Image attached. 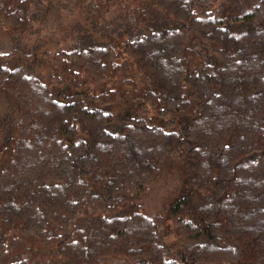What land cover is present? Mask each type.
I'll use <instances>...</instances> for the list:
<instances>
[{
  "label": "trees",
  "instance_id": "obj_1",
  "mask_svg": "<svg viewBox=\"0 0 264 264\" xmlns=\"http://www.w3.org/2000/svg\"><path fill=\"white\" fill-rule=\"evenodd\" d=\"M59 2L0 0V264H264V0Z\"/></svg>",
  "mask_w": 264,
  "mask_h": 264
},
{
  "label": "rangeland",
  "instance_id": "obj_2",
  "mask_svg": "<svg viewBox=\"0 0 264 264\" xmlns=\"http://www.w3.org/2000/svg\"><path fill=\"white\" fill-rule=\"evenodd\" d=\"M52 11H57V15L59 18V23L56 25V31H50L46 27V22H41L37 25L36 30L34 33L38 34L37 42H43L40 41L41 39H46V41H50L51 43H55L56 45H52L51 48L53 49L57 48L58 43H60L59 38H63L60 36V30L59 28H62L66 25L69 26L68 21H71L73 18V21L78 18L81 14V8L77 5H74V0H60L59 4H57L56 8H52ZM72 21V22H73ZM45 23V24H44ZM56 24V21L54 22ZM53 28V27H52ZM54 29V28H53ZM35 36V35H34ZM48 38V39H47ZM31 43V42H29ZM11 46L10 43L5 39V35L0 32V50H8ZM16 48L19 49V45H15ZM40 49V46H39ZM23 50H25V53L27 50L26 45L23 46ZM37 52V53H36ZM34 55L26 56L24 54H17L12 58V65H18L21 64L23 66L32 68L31 72L38 76H44L46 73H48L51 69V65L48 63V60L45 56L42 54H39L40 52L37 50Z\"/></svg>",
  "mask_w": 264,
  "mask_h": 264
}]
</instances>
